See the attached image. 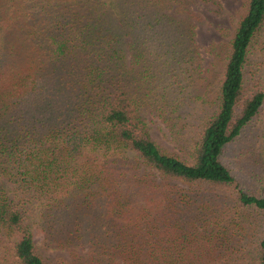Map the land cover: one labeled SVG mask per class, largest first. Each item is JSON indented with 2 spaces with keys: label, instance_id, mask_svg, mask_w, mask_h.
I'll return each mask as SVG.
<instances>
[{
  "label": "trees",
  "instance_id": "obj_1",
  "mask_svg": "<svg viewBox=\"0 0 264 264\" xmlns=\"http://www.w3.org/2000/svg\"><path fill=\"white\" fill-rule=\"evenodd\" d=\"M209 1L0 0V264H264V130L235 168L220 156L264 104V0H246L182 155L155 136L149 93L136 99L147 33ZM146 213L169 254H144Z\"/></svg>",
  "mask_w": 264,
  "mask_h": 264
},
{
  "label": "rangeland",
  "instance_id": "obj_2",
  "mask_svg": "<svg viewBox=\"0 0 264 264\" xmlns=\"http://www.w3.org/2000/svg\"><path fill=\"white\" fill-rule=\"evenodd\" d=\"M245 2L246 0H211L208 4L198 2L191 4L188 12L167 10L166 17L161 19L162 22L147 33L148 47L143 61L148 74V78L144 81L149 84L145 85L144 81L141 82L136 99L139 97V92L149 93L146 96L153 111H148V114L155 120L153 123L155 136L166 149H173L177 154L182 155L180 143L187 145L189 137L197 133L201 120L215 108L217 87L228 50V42L238 19L245 10ZM191 22L192 30H189L188 24ZM257 40L259 45L264 43V24ZM172 48L175 50L174 53L168 51ZM260 57L264 58V55ZM147 86L150 87L151 92ZM171 99V106L165 107V103ZM157 102L164 105L161 109L165 108L168 111L163 112L169 116L167 122L160 120L157 116V112L160 113V109L156 108ZM256 117L235 140L222 150L221 160L233 168L239 164V156L248 148L249 142L256 137L259 139L260 132L264 130V104ZM164 122L171 124L174 136L178 140L170 138L163 125ZM156 125L164 131L156 129ZM137 212L138 210L131 215L135 214L136 217ZM159 216L158 213L138 216L151 228L148 242L142 243L146 256L158 248L165 253H170L167 239L164 237L161 240L160 237L166 232L168 238L173 235L167 231V227L164 228L165 226L156 223ZM124 217L129 220L128 216ZM165 229L166 231L162 232ZM252 240L250 238V243L255 242ZM3 241L0 242V257L6 254L5 245L1 244ZM59 251L60 255L67 254L65 251ZM56 253L57 251L54 250L46 252L47 257L55 261L58 260ZM197 253L198 251H194L188 256L194 257ZM251 256L252 249L250 258Z\"/></svg>",
  "mask_w": 264,
  "mask_h": 264
}]
</instances>
